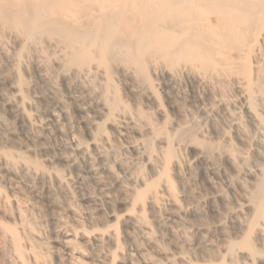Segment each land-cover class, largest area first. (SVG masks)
Wrapping results in <instances>:
<instances>
[{
	"label": "rangeland",
	"instance_id": "obj_1",
	"mask_svg": "<svg viewBox=\"0 0 264 264\" xmlns=\"http://www.w3.org/2000/svg\"><path fill=\"white\" fill-rule=\"evenodd\" d=\"M40 36L0 23V264H264V30L218 71Z\"/></svg>",
	"mask_w": 264,
	"mask_h": 264
},
{
	"label": "bare ground",
	"instance_id": "obj_2",
	"mask_svg": "<svg viewBox=\"0 0 264 264\" xmlns=\"http://www.w3.org/2000/svg\"><path fill=\"white\" fill-rule=\"evenodd\" d=\"M0 23L27 38H56L69 64L95 51L103 64L117 54L142 69L152 56L216 71V55L226 59L264 30V0H0ZM242 72L248 77L247 64ZM243 244L253 250L247 237Z\"/></svg>",
	"mask_w": 264,
	"mask_h": 264
}]
</instances>
